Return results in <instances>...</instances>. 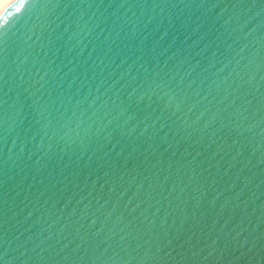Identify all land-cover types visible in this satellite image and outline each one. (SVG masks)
Returning <instances> with one entry per match:
<instances>
[{"label":"water","instance_id":"95a60500","mask_svg":"<svg viewBox=\"0 0 264 264\" xmlns=\"http://www.w3.org/2000/svg\"><path fill=\"white\" fill-rule=\"evenodd\" d=\"M5 19L9 264H264V0H38ZM150 77L182 111L139 102ZM38 104L114 122L66 146Z\"/></svg>","mask_w":264,"mask_h":264},{"label":"snow or ice","instance_id":"6c2138e0","mask_svg":"<svg viewBox=\"0 0 264 264\" xmlns=\"http://www.w3.org/2000/svg\"><path fill=\"white\" fill-rule=\"evenodd\" d=\"M37 2L38 0H0V26H5V27L7 26L8 19H5V17L11 18L12 15H18L24 12L28 7L35 5ZM57 6H59V2L57 3ZM162 88H168V84L163 79H160L159 81H157L156 79H152L150 77L146 90L144 91L143 95H141L138 98L139 102H143L144 96H149V97L156 96L157 99L163 104V107H160L159 104L157 105L158 107H160L161 112H165L166 109H171L172 114L175 115L176 112L182 111L181 104L183 102L181 101L180 103L176 104L175 107H173L174 94L173 96H169L167 92L162 91ZM169 91H171L170 88H169ZM34 111H37L39 113L41 120L46 121V126L50 127L53 130L54 134L60 132L62 133V136H61L62 139L67 138L66 146H67V143L69 142L75 143L77 139H80L81 141H83L84 139H88L90 136H100L101 139H103L102 134L105 133V129L109 126V124L114 122V118H110L108 119L107 123H105L104 126L101 127L97 125L96 121L94 120L91 123H86V118L79 119L75 117V113H73L72 118L68 120H64L62 122V120L58 118L57 115L54 114L55 110L52 108H49L47 104H44V105L38 104L37 107L34 109ZM123 115H124L123 112L118 113V116L120 117H122ZM62 116L63 114H61V117ZM80 116L84 117V112H81ZM105 116H108V114L105 113ZM100 119L104 120V117H101ZM159 119L160 118L157 117V120L153 121V123L155 124L157 121H159ZM74 121H76L75 127H72V123ZM125 123H127V121H125ZM144 127L147 128L148 125L145 124ZM165 127L166 125L164 123H160L157 131L163 132V129ZM65 128H67V131H64ZM163 135L167 136L168 133H163ZM193 159H195V157H193ZM153 167H155V165H153ZM171 167H172V164L171 162H169V168ZM183 167L184 165L180 164L176 168V173L178 175H183V173H181L180 171V169ZM177 188H178V184L176 183L175 180H173L171 185L170 186L166 185L163 190L168 191L169 195H172L173 193L177 191ZM180 191H183V189H180ZM157 212H159V209H157ZM141 252H142V258L140 261H137L136 264H152L153 253L151 249L150 248L141 249ZM138 255H140V253H138ZM11 259L12 258L7 249H5L2 254H0V264H9V261ZM109 264H113V262L111 261V258H109ZM121 264H127V262L122 261Z\"/></svg>","mask_w":264,"mask_h":264}]
</instances>
